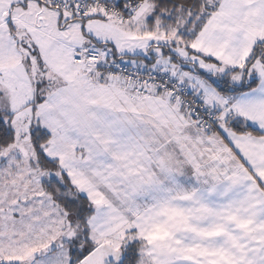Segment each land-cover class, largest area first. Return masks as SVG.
<instances>
[{"label":"snow or ice","instance_id":"6c2138e0","mask_svg":"<svg viewBox=\"0 0 264 264\" xmlns=\"http://www.w3.org/2000/svg\"><path fill=\"white\" fill-rule=\"evenodd\" d=\"M0 264H264V0H0Z\"/></svg>","mask_w":264,"mask_h":264}]
</instances>
